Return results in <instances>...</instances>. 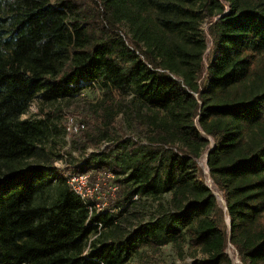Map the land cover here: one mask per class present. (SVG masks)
<instances>
[{
    "label": "trees",
    "instance_id": "trees-1",
    "mask_svg": "<svg viewBox=\"0 0 264 264\" xmlns=\"http://www.w3.org/2000/svg\"><path fill=\"white\" fill-rule=\"evenodd\" d=\"M262 54L264 0H0V264H146L134 256L166 244L182 258L200 248L192 264H233L229 243L264 264ZM96 86L86 145L108 144L58 169L56 104ZM36 100L44 115L23 118ZM120 114L139 139L113 131ZM71 170L112 175L108 210H90Z\"/></svg>",
    "mask_w": 264,
    "mask_h": 264
},
{
    "label": "rangeland",
    "instance_id": "rangeland-1",
    "mask_svg": "<svg viewBox=\"0 0 264 264\" xmlns=\"http://www.w3.org/2000/svg\"><path fill=\"white\" fill-rule=\"evenodd\" d=\"M203 31L208 34V25L205 23V19L202 22ZM126 33L128 32L127 26L124 27ZM123 31V34H125ZM127 42L132 47L130 39L128 36ZM211 37L208 34V42L210 45ZM210 49L207 50L209 54ZM260 75L264 79V54L260 55ZM207 61V60H206ZM103 98V91L99 87H87L78 96L71 99H65L59 101L56 106H59L63 111V116L59 119H55L53 124L57 125L56 129H52L51 133L48 135L46 143V153L49 159L53 163L52 165L58 169H65L74 161L82 162L88 158L91 152L96 150L104 149L108 142L107 140L100 141L99 149L93 147L92 145H86L87 141L91 138V134H96L97 125L100 124L101 118L97 116V108L92 105L96 104L99 100ZM130 96L126 97V101H129ZM40 102L38 100L34 101L27 113L23 115V118L35 120L36 118L42 117L44 114L40 111ZM49 108L45 109L48 110ZM84 125L83 127L81 125ZM53 126V125H52ZM54 128V127H52ZM117 134L123 135L124 137H130L134 139H139V122L133 121V118L129 117V114H120L116 117V125L114 130ZM203 169L207 168L205 156L200 160ZM205 167V168H204ZM205 170V172H206ZM208 173V172H206ZM87 175V182L85 188L94 189L89 193V199L91 203L100 204L101 210H108L109 205L116 196L118 190V185L111 178V174H99L96 178H93L92 171L77 172L69 171L66 176L70 179L75 178L79 175ZM208 182V174L205 176ZM210 184V183H209ZM76 187H80L81 182L74 183ZM211 185L213 186V181L211 179ZM116 186L117 189H113ZM84 188V185L83 187ZM220 202L224 205V198L216 191ZM167 197V196H166ZM150 205V203H148ZM129 218V221H124L130 226H134L135 221L139 220V198L136 199V203L131 207L130 211L124 215L122 218ZM226 222L228 223V216H226ZM133 229V228H132ZM227 253L232 258L233 264H244L236 251V248L227 245ZM185 256L179 257L176 249L172 244H166L162 247V251L156 255L151 256L149 249H144L141 253L134 256V261L136 263H146V264H192L195 259H201L205 255L200 248L190 247L188 244L184 248Z\"/></svg>",
    "mask_w": 264,
    "mask_h": 264
},
{
    "label": "built area",
    "instance_id": "built-area-1",
    "mask_svg": "<svg viewBox=\"0 0 264 264\" xmlns=\"http://www.w3.org/2000/svg\"><path fill=\"white\" fill-rule=\"evenodd\" d=\"M82 127L84 126L83 124L81 125ZM69 180V183L70 185L72 186V188L75 190L76 193H78L82 200L89 205V208L90 210H96L97 212H99V210H101V207H100V204H94V203H91L90 202V199H89V193L93 190H97V187H95L94 189L92 188H85L86 186V182H87V175L84 174V175H79V176H76L75 178H68ZM76 182H81V186L80 187H76L74 185V183ZM84 185V188H82ZM113 189H117L116 186L113 187ZM231 246H233L232 244H230ZM234 247V246H233ZM235 248V247H234Z\"/></svg>",
    "mask_w": 264,
    "mask_h": 264
},
{
    "label": "water",
    "instance_id": "water-1",
    "mask_svg": "<svg viewBox=\"0 0 264 264\" xmlns=\"http://www.w3.org/2000/svg\"><path fill=\"white\" fill-rule=\"evenodd\" d=\"M207 153H208V151L205 153V160H206V164H207V158H206V155H207ZM205 168V167H204ZM207 168H208V166H207ZM204 170H206V169H204ZM206 172H209V169H208V171L206 170ZM209 177V176H208ZM210 183V184H209ZM208 184H209V186H212L211 185V178L209 177V180H208ZM215 194L217 195V193H216V191H215ZM218 196V195H217ZM218 199H220L219 197H218ZM224 208L226 209L227 207H226V202L224 201ZM228 224L230 225V218L228 217Z\"/></svg>",
    "mask_w": 264,
    "mask_h": 264
}]
</instances>
